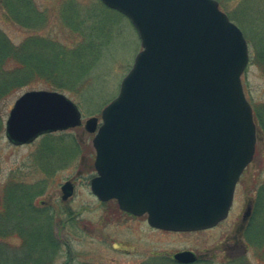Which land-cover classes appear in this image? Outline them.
Masks as SVG:
<instances>
[{
  "label": "water",
  "instance_id": "water-1",
  "mask_svg": "<svg viewBox=\"0 0 264 264\" xmlns=\"http://www.w3.org/2000/svg\"><path fill=\"white\" fill-rule=\"evenodd\" d=\"M101 1L131 20L142 49L100 117L85 121L96 150L91 190L147 214L154 227L215 226L228 216L257 144L241 77L250 61L242 29L218 0ZM82 123L66 93L31 89L15 100L5 135L27 144ZM62 192L72 196V182Z\"/></svg>",
  "mask_w": 264,
  "mask_h": 264
},
{
  "label": "rangeland",
  "instance_id": "rangeland-1",
  "mask_svg": "<svg viewBox=\"0 0 264 264\" xmlns=\"http://www.w3.org/2000/svg\"><path fill=\"white\" fill-rule=\"evenodd\" d=\"M218 1L221 9L240 26L247 38L250 61L242 74V84L252 106L262 107L264 72L258 64L256 48L264 50V0ZM16 2L18 0L13 1ZM33 2L46 16L44 26L35 31L24 28L8 17L7 10L0 4V29L16 43L37 33L56 38L61 43H69V39L77 37L78 32L70 28L62 15H72L77 9L98 16L102 24H112L114 29L113 38L102 49L100 58L92 64L86 79L76 83L77 91H63L78 104L83 116L82 125L52 132L48 138L43 135L33 143L23 145H14L7 139L5 126L0 135V190H3L12 175L28 182L33 187L23 198L30 201L33 197L32 204L41 208H44L46 202L55 215V229H59L58 226L63 223L59 235L61 239L67 240L68 245L60 247L50 261L51 264H137L142 259L140 249L152 240L176 241L180 247L198 248L217 246L221 241H232L227 239L235 234L234 225L240 222L249 202L254 200L257 177L264 178V144L259 139L258 128L255 155L237 185L229 218L203 232H152L145 216L131 218L119 209L115 200L101 202L92 192L90 180L96 173V150L93 146L94 133L86 130L84 124L91 116L100 117L105 105L118 94L123 77L132 66L135 55L141 50V41L135 26L127 16L117 10H104L99 0ZM42 88L50 89L43 85L36 88L25 87L11 95L3 109L5 122L15 100L23 92ZM67 180L75 181V190L71 197L63 199L61 186ZM37 213L29 211V215L25 212V215L34 217L28 219L29 227L32 224L35 226L38 221L45 223L43 219H38ZM252 224L251 226L254 225ZM254 228L255 225L252 229ZM243 240L250 247L246 258L243 257L245 264H264L263 246L256 248L250 244L244 233ZM20 241L18 237L9 239L11 245H19ZM122 244L130 245L133 250L127 252L113 247Z\"/></svg>",
  "mask_w": 264,
  "mask_h": 264
},
{
  "label": "trees",
  "instance_id": "trees-1",
  "mask_svg": "<svg viewBox=\"0 0 264 264\" xmlns=\"http://www.w3.org/2000/svg\"><path fill=\"white\" fill-rule=\"evenodd\" d=\"M13 1L0 0L8 17L34 31L44 26V11L33 0ZM99 2L104 10L111 9L101 0ZM62 17L72 30L78 32V36L69 39V43H61L56 38L39 33L30 34L16 43L0 29V135L5 126L3 109L11 95L25 87L36 88L39 85L75 93L78 88L76 83L86 79L92 64L100 58L102 49L114 36L112 24H102L98 16L81 9L75 10L72 15L64 13ZM256 49L258 64L264 72V50ZM253 108L259 139L264 144V104ZM45 135V138L51 137V133ZM32 187L12 175L0 190V264H51L60 247L68 245L66 239L60 238L58 228L55 229L53 210L49 206H34L33 197L30 201L23 198ZM254 193L253 213L244 230V237L256 248H264V178L257 177ZM29 211L38 212V219H43L45 223L38 221V224L29 227L28 219H34L29 217ZM12 237H18L20 244L11 245L9 239Z\"/></svg>",
  "mask_w": 264,
  "mask_h": 264
},
{
  "label": "flooded vegetation",
  "instance_id": "flooded-vegetation-1",
  "mask_svg": "<svg viewBox=\"0 0 264 264\" xmlns=\"http://www.w3.org/2000/svg\"><path fill=\"white\" fill-rule=\"evenodd\" d=\"M245 171V170H244ZM72 182L75 189V181L67 180ZM239 184V182H238ZM102 202V201H101ZM44 202V207L48 208ZM253 201L249 202V207L244 211V214L237 225L235 227V234L232 238H228L227 240L232 239V241H221L220 245H215L212 247H188L179 245V242L173 241L169 242L167 240H152L147 242V246H143L140 249V254L142 259L137 262V264H245L246 262L243 260V257L246 258L247 253L250 251V247L243 240L244 230L249 224V220L253 213ZM131 218H141L146 217V215H134L132 213L124 212ZM231 212V210H230ZM230 212L227 218L230 216ZM226 218V219H227ZM224 219V221L226 220ZM223 222V220L221 221ZM220 222V223H221ZM218 223V224H220ZM217 224V225H218ZM148 228L152 230V232H156L158 234H186V233H196L210 230L217 225L200 230H170L164 228H158L150 225L147 221ZM233 227V228H234ZM114 248L118 250H124L127 252L132 251V247L130 245H114ZM134 248V247H133ZM190 252V253H189ZM243 260V261H242Z\"/></svg>",
  "mask_w": 264,
  "mask_h": 264
}]
</instances>
